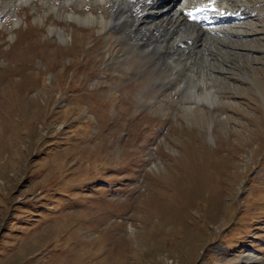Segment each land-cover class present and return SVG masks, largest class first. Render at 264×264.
Returning <instances> with one entry per match:
<instances>
[{
  "label": "rangeland",
  "instance_id": "374dc122",
  "mask_svg": "<svg viewBox=\"0 0 264 264\" xmlns=\"http://www.w3.org/2000/svg\"><path fill=\"white\" fill-rule=\"evenodd\" d=\"M73 1L0 0V264H264V5L189 46L208 104Z\"/></svg>",
  "mask_w": 264,
  "mask_h": 264
},
{
  "label": "bare ground",
  "instance_id": "6f19581e",
  "mask_svg": "<svg viewBox=\"0 0 264 264\" xmlns=\"http://www.w3.org/2000/svg\"><path fill=\"white\" fill-rule=\"evenodd\" d=\"M78 1H73V3H78ZM92 1L98 6V8H102L100 6L102 5V10L107 9L105 10L108 12L107 15H104L105 11H102L101 14L97 16L93 11L88 10L85 11V14L83 15H77L80 21L89 24L96 23L101 30L111 27L114 29L126 28L129 34H131L130 32H133L143 49L152 51L153 55L156 56H158L159 53H163L168 65L174 66L175 68L173 67V70L176 69L178 72L181 71L185 81L189 80V85L188 83L179 84V86L184 88L183 91L185 94H183V96L193 98L195 103L206 102L211 104L212 92L207 91V89L214 88V86L209 83L214 75L209 71L210 62L207 60V54L205 55L204 53L208 48H211L212 44L208 48L202 47L199 49L197 51L199 52L198 54H194L195 51L190 50L192 47L189 49V46L196 42L195 39L203 37L204 40H202L204 43L215 42L212 35L215 36L221 29L230 28V26L227 28L226 24L229 21H235V18L229 16H239V18H242V15L247 13L246 10L248 9V5L239 2L238 8L232 10L229 5L230 0H216L217 6L215 8L208 9L203 7L201 13L196 16L195 21H188V14L185 12V9H189L197 5V2L205 0H181L186 3L181 9V6L178 7L179 0ZM14 2L15 1H13V3ZM167 2L173 3L172 7L166 5ZM259 5H264V1L260 0ZM64 6L65 5L62 4L57 8L54 5L52 8L55 10L57 9L58 13L60 12L59 9H61L62 13L67 18H73L74 13H69L61 8H64ZM223 10L226 12L225 15L221 14ZM207 23L209 24L205 26ZM223 24L225 26H223ZM230 25L232 24L230 23ZM209 39L211 40L209 41ZM210 50L214 49L211 48ZM177 76L178 74L176 77ZM180 76H178V79ZM174 80L177 79L174 78ZM169 81H173V78ZM170 82L167 81L166 84ZM201 90L205 93V96H203L204 94Z\"/></svg>",
  "mask_w": 264,
  "mask_h": 264
},
{
  "label": "snow or ice",
  "instance_id": "6c2138e0",
  "mask_svg": "<svg viewBox=\"0 0 264 264\" xmlns=\"http://www.w3.org/2000/svg\"><path fill=\"white\" fill-rule=\"evenodd\" d=\"M211 2H212V3H215L216 0H211ZM201 10H202V9H200V8H197V9H196V11H201ZM188 16H189V17H192V16H193V13H192V12H189V13H188ZM193 18H194V17H193Z\"/></svg>",
  "mask_w": 264,
  "mask_h": 264
}]
</instances>
